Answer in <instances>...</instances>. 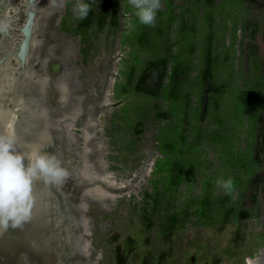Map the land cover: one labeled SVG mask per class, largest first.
<instances>
[{
  "label": "rangeland",
  "instance_id": "rangeland-1",
  "mask_svg": "<svg viewBox=\"0 0 264 264\" xmlns=\"http://www.w3.org/2000/svg\"><path fill=\"white\" fill-rule=\"evenodd\" d=\"M82 2V21L75 0L44 10L21 79L11 52L26 53L28 6L0 0L4 132L43 117L44 139L58 125L80 139L37 147L69 176L46 185L22 227L0 230V258L33 264L47 249L56 264L59 240L63 263L84 264L69 261L82 237L89 264H264V0H161L154 26L128 0ZM78 107L79 127L56 119ZM219 178H232V195Z\"/></svg>",
  "mask_w": 264,
  "mask_h": 264
},
{
  "label": "clouds",
  "instance_id": "clouds-1",
  "mask_svg": "<svg viewBox=\"0 0 264 264\" xmlns=\"http://www.w3.org/2000/svg\"><path fill=\"white\" fill-rule=\"evenodd\" d=\"M55 2V0H54ZM64 0H60L63 6ZM134 15L141 24L154 26L161 0H128ZM91 6L82 0H75L72 12L77 20H85ZM132 29L131 22L126 24ZM69 176L62 161L55 155L35 148L24 154L17 148L16 138L9 132H0V230L20 228L32 216L34 206L33 184L42 180L45 185H61ZM218 188L227 195L234 192L232 178H219Z\"/></svg>",
  "mask_w": 264,
  "mask_h": 264
},
{
  "label": "bare ground",
  "instance_id": "bare-ground-1",
  "mask_svg": "<svg viewBox=\"0 0 264 264\" xmlns=\"http://www.w3.org/2000/svg\"><path fill=\"white\" fill-rule=\"evenodd\" d=\"M52 3V2H51ZM32 11H33V9H31ZM27 49H28V37H25V39L22 41V45H21V52L23 53V52H26L27 51ZM68 51V50H67ZM64 53V52H63ZM63 60V59H62ZM18 68V67H17ZM9 69V68H8ZM14 69V68H13ZM34 69V68H33ZM1 75H2V77L4 78V75L2 74V73H0V83H2L3 81H4V79H2L1 80ZM24 84V83H23ZM17 85V84H16ZM41 97V96H40ZM59 106V105H58ZM80 114H81V111L79 110V107L78 108H75V109H71L68 113H66V114H63V112H62V110L60 111H58V113L56 114V119L57 120H59V121H61L62 120V117H65V116H69L70 117V119H69V122H72L73 124H75L77 127H79L78 126V120H79V117H80ZM88 114V113H87ZM88 118V117H87ZM89 119V118H88ZM89 122L90 121H88V120H86L85 121V124L83 125L82 123V126H80L81 127V129H83V134H82V136H83V142H84V145H87L88 146V144L90 143L89 142V138H90V133H91V131H92V127H89ZM3 125H4V123H3V119L0 117V132H4V130H3ZM13 130V129H12ZM32 132H34V131H32ZM30 133V134H22V135H19V138H21L22 140H24L25 138H27L29 135L30 136H34L35 134H33V133ZM56 137L58 138V139H60V138H64L65 139V142H66V145L68 146V147H75V146H77V144L79 143V141H80V139H79V135L77 134V135H75V134H72V132L70 131V132H66V129H65V127L64 126H56ZM63 146V145H62ZM61 147V146H60ZM84 149H85V147H84ZM77 150V149H76ZM75 150V151H76ZM49 151V150H48ZM86 151V150H85ZM84 151V152H85ZM50 153V152H49ZM58 153H59V151H58ZM61 154V153H60ZM76 154H77V152H76ZM77 158H78V160L80 161L81 160V156L80 155H78L77 154ZM100 160V159H99ZM62 161V160H61ZM73 163V162H72ZM100 163V162H99ZM85 165H87V163L85 164ZM101 166V165H100ZM102 167V166H101ZM79 171V170H78ZM82 172V171H81ZM78 174H79V172H78ZM103 177L105 178V179H107L108 180V182H110L111 184H114V182L110 179V177H109V175H108V173H105L104 175H103ZM49 186V185H48ZM60 186V185H59ZM47 187H46V185L45 184H43L42 183V181L41 180H36L35 182H34V184H33V192H34V197H35V201H34V204H38V203H40V202H42L43 201V199H44V197H45V195H46V193H47ZM58 190V189H57ZM50 192V191H49ZM53 194V193H52ZM104 198H106V197H104ZM55 199V198H54ZM61 199V198H60ZM54 212V211H53ZM74 215V214H73ZM53 217H54V215H53ZM71 217V216H70ZM56 219V218H55ZM58 219V218H57ZM83 219V218H82ZM60 220V219H59ZM63 220V219H62ZM61 220V221H62ZM84 220V219H83ZM45 222V221H44ZM46 222H48V221H46ZM51 222H52V220H51ZM63 222V221H62ZM78 229H79V231L80 232H82L83 231V228H84V225H83V223H82V221H81V219L78 221ZM27 226V225H26ZM58 226H60V225H58ZM49 227V226H48ZM46 228H47V224H46ZM77 228V227H76ZM25 229V228H24ZM50 229V228H49ZM7 231V230H6ZM12 231V230H11ZM54 231V230H53ZM64 231V230H63ZM76 232H77V229L75 230ZM74 231V232H75ZM1 232V231H0ZM10 232V231H9ZM14 232V231H13ZM46 232V231H45ZM48 233V232H47ZM63 233V232H62ZM26 234V233H25ZM43 234V232L41 233V235ZM46 234V233H45ZM10 235H13V233L11 234L10 233ZM51 235V234H50ZM30 236V235H29ZM6 237H8V235L6 236ZM56 237V236H55ZM58 238H60V236H58ZM66 238V237H65ZM52 240V239H51ZM54 240V239H53ZM56 240V239H55ZM83 240H85V239H83L82 237H79L78 238V242H77V247H78V250L74 253V254H71V256L69 257V261L71 262V263H75L76 261H83L84 262V264H89V263H87V261H88V257H87V255H86V252H87V250L86 249H83L82 247H81V244L83 243ZM68 241V240H67ZM86 242V241H85ZM88 242V241H87ZM2 243V242H1ZM54 243V242H53ZM56 264H62V262H61V260H60V255H61V252H62V250H66V248L68 247V245H69V242L67 243V242H65V241H59V240H57L56 242ZM54 243V244H55ZM53 244V245H54ZM88 245V244H87ZM31 246V245H30ZM88 247V246H87ZM1 250V249H0ZM53 250V249H52ZM4 251V250H3ZM26 251V250H25ZM12 253H14V252H12ZM18 254V253H17ZM23 257V256H22ZM24 258V257H23ZM256 258V257H255ZM68 260V259H67ZM28 261H30L31 263H38V264H55V262H54V255H53V253H51L49 250H47V249H41V250H38V252H37V254H36V256L35 257H32V258H30ZM68 261V262H69ZM263 262H264V260H262ZM0 264H5L4 263V261L0 258ZM248 264H259V263H256L255 261H253V260H251V258L250 259H248Z\"/></svg>",
  "mask_w": 264,
  "mask_h": 264
},
{
  "label": "water",
  "instance_id": "water-1",
  "mask_svg": "<svg viewBox=\"0 0 264 264\" xmlns=\"http://www.w3.org/2000/svg\"><path fill=\"white\" fill-rule=\"evenodd\" d=\"M48 0H26V4L28 6L27 8V18L25 21V24L21 27V33H22V38L20 40V43L25 39V37H28V49L26 51V53L22 56L19 52L18 47H16L11 54L14 55L17 60H19L20 62V66L23 71H20V78L22 79L24 76V73L26 72V70L28 69L30 65V54L33 48V41H34V37H35V25L38 24L41 19L42 16L44 14V10L46 8H50L53 6H57L60 2V0H56V4L55 5H49L50 2H47ZM35 9L34 11H32L31 9ZM17 49V50H16ZM6 59V56L3 55L0 58V65H2V63L4 62V60ZM4 79L1 75V80ZM22 81V80H21ZM43 117H41L34 126L28 128L27 130H21L16 132V134L14 135L16 138V142L18 143V145L20 144V147H22V149H19L18 146V150L21 151L24 154L30 153V151L34 150L35 148H37L38 146H49V148L51 149L53 147V144L56 140V130L55 132L50 135V138H46L44 139V135H43ZM37 127V128H35ZM36 131V133L32 132V131ZM35 134L33 137L32 136H28L27 138H25L24 140H19L21 142H19L17 140V137L19 135L22 134H30V133ZM40 140L42 142H40ZM56 187V186H55ZM64 255V254H63ZM62 258V257H61ZM62 263L63 260L61 259ZM65 264V263H63Z\"/></svg>",
  "mask_w": 264,
  "mask_h": 264
}]
</instances>
